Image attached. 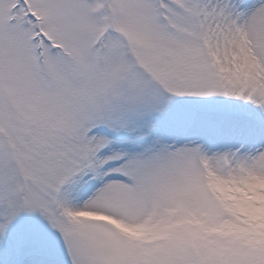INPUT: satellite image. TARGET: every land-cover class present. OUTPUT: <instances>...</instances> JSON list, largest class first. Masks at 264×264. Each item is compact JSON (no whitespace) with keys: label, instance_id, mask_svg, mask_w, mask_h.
Segmentation results:
<instances>
[{"label":"snow or ice","instance_id":"6c2138e0","mask_svg":"<svg viewBox=\"0 0 264 264\" xmlns=\"http://www.w3.org/2000/svg\"><path fill=\"white\" fill-rule=\"evenodd\" d=\"M0 264H264V0H0Z\"/></svg>","mask_w":264,"mask_h":264}]
</instances>
